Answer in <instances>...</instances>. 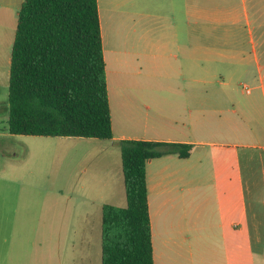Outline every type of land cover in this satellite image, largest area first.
I'll use <instances>...</instances> for the list:
<instances>
[{
	"label": "crops",
	"instance_id": "obj_1",
	"mask_svg": "<svg viewBox=\"0 0 264 264\" xmlns=\"http://www.w3.org/2000/svg\"><path fill=\"white\" fill-rule=\"evenodd\" d=\"M22 1L0 0V75L8 79ZM203 1L193 11L188 0L168 6L150 0H97L109 142L118 149L119 161L118 141L193 145L187 159L166 155L146 164L154 264H264V122L253 113L258 105L264 108V79L258 77L259 93L244 105L236 106L231 97L249 64L262 69L264 0ZM165 9L169 15L160 13ZM198 55L205 58L195 80L192 63ZM225 60L230 68L220 70ZM145 75L154 79H136ZM194 85L205 103L197 112L199 133L193 131L192 114L188 121L182 114L194 97ZM207 116H216L217 125L210 126ZM0 136L12 135L5 128ZM118 176L123 185L121 161Z\"/></svg>",
	"mask_w": 264,
	"mask_h": 264
},
{
	"label": "trees",
	"instance_id": "obj_2",
	"mask_svg": "<svg viewBox=\"0 0 264 264\" xmlns=\"http://www.w3.org/2000/svg\"><path fill=\"white\" fill-rule=\"evenodd\" d=\"M6 131L12 136L111 140L97 0H23L11 49ZM126 206L101 208V264H154L146 164L193 145L123 140Z\"/></svg>",
	"mask_w": 264,
	"mask_h": 264
},
{
	"label": "rangeland",
	"instance_id": "obj_3",
	"mask_svg": "<svg viewBox=\"0 0 264 264\" xmlns=\"http://www.w3.org/2000/svg\"><path fill=\"white\" fill-rule=\"evenodd\" d=\"M150 1L168 6L175 0ZM188 1L193 11L205 2ZM167 9L160 13L169 15ZM151 30L152 35L157 34L155 24ZM194 33H199L195 23ZM204 58L193 57L191 76L195 80L201 76ZM260 64L259 71L249 64L246 78L234 90L231 97L236 106L258 95V77L264 79L263 61ZM221 65L220 70L230 68L227 60ZM3 76L0 75V135L7 128L8 118V77ZM150 76L136 79L149 82L154 79ZM116 82L121 83L120 75ZM192 91L191 104L182 114L187 121L192 114L193 131L199 133L201 117L197 112L205 103H200V87L194 85ZM144 112L140 111V115ZM253 113L264 122L263 107L258 105ZM210 116L205 119L210 126H216V116ZM117 153L109 140L0 136V264H101V208L104 204L126 206Z\"/></svg>",
	"mask_w": 264,
	"mask_h": 264
},
{
	"label": "built area",
	"instance_id": "obj_4",
	"mask_svg": "<svg viewBox=\"0 0 264 264\" xmlns=\"http://www.w3.org/2000/svg\"><path fill=\"white\" fill-rule=\"evenodd\" d=\"M245 89V91L248 93L249 92V89H247V88H244Z\"/></svg>",
	"mask_w": 264,
	"mask_h": 264
}]
</instances>
